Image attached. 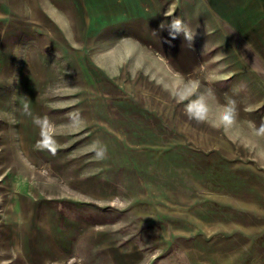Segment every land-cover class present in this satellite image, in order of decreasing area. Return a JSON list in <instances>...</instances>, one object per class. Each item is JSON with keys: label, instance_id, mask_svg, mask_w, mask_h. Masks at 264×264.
Masks as SVG:
<instances>
[{"label": "rangeland", "instance_id": "obj_1", "mask_svg": "<svg viewBox=\"0 0 264 264\" xmlns=\"http://www.w3.org/2000/svg\"><path fill=\"white\" fill-rule=\"evenodd\" d=\"M0 264H264V0H0Z\"/></svg>", "mask_w": 264, "mask_h": 264}, {"label": "clouds", "instance_id": "obj_2", "mask_svg": "<svg viewBox=\"0 0 264 264\" xmlns=\"http://www.w3.org/2000/svg\"><path fill=\"white\" fill-rule=\"evenodd\" d=\"M166 29L169 33V37H171L172 40L182 36L183 40L187 41L190 45L194 41L195 35L192 29L180 17L171 19ZM167 42L171 43V40ZM185 87L189 89V95H194L191 89L198 87V85L195 81H189ZM212 95L213 94L211 90H208L205 93L194 96L193 99L189 100V102L185 104V113L190 120H194L198 123L208 120L210 112L208 98ZM186 99H188V96H181L178 94V102H183ZM23 111L26 115L31 116L28 104L23 106ZM235 113V101H230L227 106L223 107L222 111H219L218 119L225 130H227V128L233 124ZM32 123L34 126L40 129L41 138L37 141V148L47 149L54 154L56 151L55 133L53 131L54 124L47 117L39 116H33ZM70 124L72 127H77L79 125V120L72 118ZM97 155L103 157L104 150L98 151Z\"/></svg>", "mask_w": 264, "mask_h": 264}]
</instances>
